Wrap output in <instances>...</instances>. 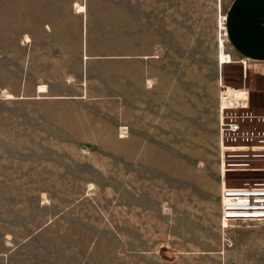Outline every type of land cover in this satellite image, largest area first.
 <instances>
[{
    "label": "rangeland",
    "instance_id": "374dc122",
    "mask_svg": "<svg viewBox=\"0 0 264 264\" xmlns=\"http://www.w3.org/2000/svg\"><path fill=\"white\" fill-rule=\"evenodd\" d=\"M231 2L57 0L62 72L25 80L29 1L12 33L0 0V264H264V225L219 220V81L264 113V79L242 80L228 42Z\"/></svg>",
    "mask_w": 264,
    "mask_h": 264
},
{
    "label": "built area",
    "instance_id": "2783aa9c",
    "mask_svg": "<svg viewBox=\"0 0 264 264\" xmlns=\"http://www.w3.org/2000/svg\"><path fill=\"white\" fill-rule=\"evenodd\" d=\"M241 77L247 78L250 60L241 58ZM217 147L219 161V220L222 228L237 224L264 225V115L252 106L250 90L219 81ZM230 89L233 90L230 91ZM236 92V93H234ZM251 173L242 186H227L228 173Z\"/></svg>",
    "mask_w": 264,
    "mask_h": 264
},
{
    "label": "crops",
    "instance_id": "0c3cea01",
    "mask_svg": "<svg viewBox=\"0 0 264 264\" xmlns=\"http://www.w3.org/2000/svg\"><path fill=\"white\" fill-rule=\"evenodd\" d=\"M28 1L29 6L25 5L22 9L23 78L57 79L50 75L60 74L64 63L62 19L57 15L61 14L62 5L58 6L57 0H35L37 3L33 4V0ZM6 8L8 32L15 33V0H7ZM226 31L235 54L239 58H248L253 73L264 79V0H232L227 13ZM82 51L83 61L92 58L86 44ZM104 57L128 58L111 52ZM35 93L46 92H38L37 86ZM259 114L264 115L263 112Z\"/></svg>",
    "mask_w": 264,
    "mask_h": 264
},
{
    "label": "bare ground",
    "instance_id": "6f19581e",
    "mask_svg": "<svg viewBox=\"0 0 264 264\" xmlns=\"http://www.w3.org/2000/svg\"><path fill=\"white\" fill-rule=\"evenodd\" d=\"M78 7H79V8H82L81 6H78ZM223 47H224V45H223V40L220 39V48H221V51H220V53H219V62H220V63L228 62V56L225 55V53L222 51ZM160 55H161V54H160ZM230 91L233 92L232 89H230ZM38 92H47L46 87H45L44 85L39 86V87H38ZM234 93H236V92H234ZM8 96H9V95H8Z\"/></svg>",
    "mask_w": 264,
    "mask_h": 264
}]
</instances>
